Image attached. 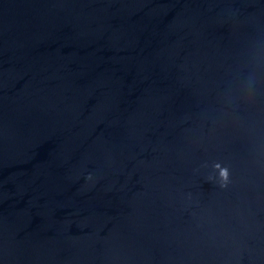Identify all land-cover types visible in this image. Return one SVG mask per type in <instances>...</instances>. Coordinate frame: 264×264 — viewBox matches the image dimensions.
I'll list each match as a JSON object with an SVG mask.
<instances>
[{"label":"water","instance_id":"obj_1","mask_svg":"<svg viewBox=\"0 0 264 264\" xmlns=\"http://www.w3.org/2000/svg\"><path fill=\"white\" fill-rule=\"evenodd\" d=\"M0 264H264V0H0Z\"/></svg>","mask_w":264,"mask_h":264},{"label":"clouds","instance_id":"obj_2","mask_svg":"<svg viewBox=\"0 0 264 264\" xmlns=\"http://www.w3.org/2000/svg\"><path fill=\"white\" fill-rule=\"evenodd\" d=\"M215 170L218 172L221 187H227L230 183L231 172L227 166L221 163H216L214 165ZM91 179V177H89Z\"/></svg>","mask_w":264,"mask_h":264}]
</instances>
